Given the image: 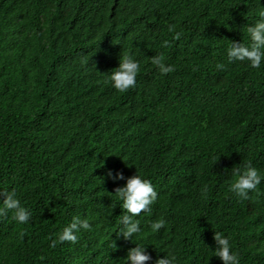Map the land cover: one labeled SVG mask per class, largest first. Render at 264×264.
I'll use <instances>...</instances> for the list:
<instances>
[{
  "label": "trees",
  "instance_id": "trees-1",
  "mask_svg": "<svg viewBox=\"0 0 264 264\" xmlns=\"http://www.w3.org/2000/svg\"><path fill=\"white\" fill-rule=\"evenodd\" d=\"M260 11L264 0H0V207L15 192L31 212L0 215V264H124L139 245L145 264L169 252L223 264L217 232L240 264H264V181L248 199L230 191L234 167L264 173V65L227 56ZM126 54L141 68L120 92L109 76ZM136 174L159 195L126 239L116 191ZM76 217L89 227L52 247Z\"/></svg>",
  "mask_w": 264,
  "mask_h": 264
},
{
  "label": "clouds",
  "instance_id": "clouds-1",
  "mask_svg": "<svg viewBox=\"0 0 264 264\" xmlns=\"http://www.w3.org/2000/svg\"><path fill=\"white\" fill-rule=\"evenodd\" d=\"M259 15L264 17V11H260ZM246 31L249 43L232 41L227 50L228 59L230 62H247L250 67L259 69L264 65V19H259L254 24L247 26ZM179 35L176 33V38H179ZM152 63L163 74L174 71L173 66L165 63L163 55L153 57ZM140 68L141 65L138 60L128 54L122 56L119 67L109 76L112 87L120 92L133 88L137 83ZM232 177L230 191L243 199H248L249 194L256 191L264 181V173L252 166L251 163L242 168L234 167ZM117 178L124 179V176L121 173L118 174ZM116 194L117 198L122 201V207L126 210V214L120 220L124 224V228L120 231L127 239L140 232V221L135 217L139 216L142 211H150L159 194L150 180L144 179L138 174L127 178L126 184L118 188ZM5 209L10 210L13 213V219L20 224H25L30 220L31 212L22 206L21 200L17 198L15 192L6 194L4 204L0 207V215H3ZM79 224H82L85 229L89 227L86 221H80L79 217H76L73 222L63 228L58 234L57 240L52 241L51 246L55 247L57 242L63 243L65 241L75 243L78 235L74 230L78 229ZM164 224L163 219L154 222L152 231H158ZM215 240L218 245L215 255L223 261V264H240L239 256L233 251L229 237L222 232H217ZM113 247H116L115 243H113ZM149 260H151V256L146 253L143 245H139L129 250L124 259V264H129V262L130 264H145ZM156 264H178V257L173 252H169L168 255L159 258Z\"/></svg>",
  "mask_w": 264,
  "mask_h": 264
}]
</instances>
